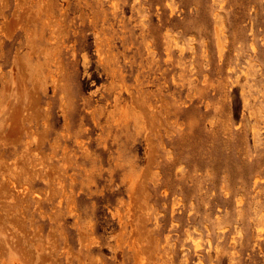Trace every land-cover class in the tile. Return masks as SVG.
Returning <instances> with one entry per match:
<instances>
[{"label": "rangeland", "instance_id": "rangeland-1", "mask_svg": "<svg viewBox=\"0 0 264 264\" xmlns=\"http://www.w3.org/2000/svg\"><path fill=\"white\" fill-rule=\"evenodd\" d=\"M0 264H264V0H0Z\"/></svg>", "mask_w": 264, "mask_h": 264}]
</instances>
